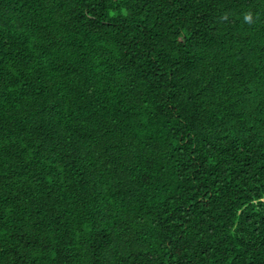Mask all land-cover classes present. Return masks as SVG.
Segmentation results:
<instances>
[{
	"label": "trees",
	"instance_id": "obj_1",
	"mask_svg": "<svg viewBox=\"0 0 264 264\" xmlns=\"http://www.w3.org/2000/svg\"><path fill=\"white\" fill-rule=\"evenodd\" d=\"M0 264H264V0H0Z\"/></svg>",
	"mask_w": 264,
	"mask_h": 264
}]
</instances>
